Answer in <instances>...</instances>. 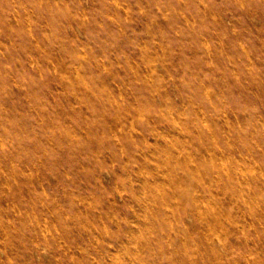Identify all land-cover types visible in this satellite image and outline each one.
I'll return each instance as SVG.
<instances>
[{"label": "rangeland", "instance_id": "1", "mask_svg": "<svg viewBox=\"0 0 264 264\" xmlns=\"http://www.w3.org/2000/svg\"><path fill=\"white\" fill-rule=\"evenodd\" d=\"M0 264H264V0H0Z\"/></svg>", "mask_w": 264, "mask_h": 264}, {"label": "bare ground", "instance_id": "2", "mask_svg": "<svg viewBox=\"0 0 264 264\" xmlns=\"http://www.w3.org/2000/svg\"><path fill=\"white\" fill-rule=\"evenodd\" d=\"M90 222V221H89ZM244 235V234H243ZM118 242V241H117Z\"/></svg>", "mask_w": 264, "mask_h": 264}]
</instances>
